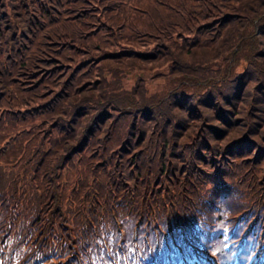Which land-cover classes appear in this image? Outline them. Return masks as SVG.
Instances as JSON below:
<instances>
[{"label": "trees", "instance_id": "1", "mask_svg": "<svg viewBox=\"0 0 264 264\" xmlns=\"http://www.w3.org/2000/svg\"><path fill=\"white\" fill-rule=\"evenodd\" d=\"M264 264V0H0V264Z\"/></svg>", "mask_w": 264, "mask_h": 264}]
</instances>
